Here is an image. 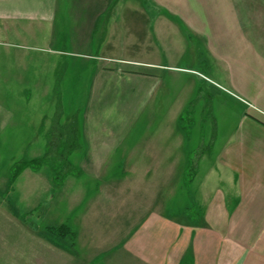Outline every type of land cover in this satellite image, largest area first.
Returning a JSON list of instances; mask_svg holds the SVG:
<instances>
[{
    "label": "rangeland",
    "instance_id": "obj_1",
    "mask_svg": "<svg viewBox=\"0 0 264 264\" xmlns=\"http://www.w3.org/2000/svg\"><path fill=\"white\" fill-rule=\"evenodd\" d=\"M233 1L245 14L264 12V0ZM234 2H227L229 9ZM223 5L222 0H118L102 18L114 22L107 48L101 49L100 33L95 40V52L114 60L96 59V67L71 49L33 46V33L23 28L14 33V19L0 17V264L43 263L33 250L49 251L52 244L34 249V236L50 238L48 227L61 226L63 217L76 228L79 210L71 212L63 201L82 204L95 196L113 210L125 206L129 214L133 208L134 220L158 210L182 220L195 210L204 163L220 157L237 112L247 104L248 112L252 108L221 50L209 49L192 30L196 15L199 23L208 20V27L220 30ZM185 10L193 12V27L173 14ZM259 25L264 27V19ZM259 36L264 40V33ZM59 107L64 127L78 124L81 148L69 160L88 175L80 181L67 175L58 201H52L48 188H60L53 172L63 164L48 162L38 173L27 168L12 184L11 178L19 161L44 156ZM96 181L100 189L93 192ZM94 234L100 236L98 230Z\"/></svg>",
    "mask_w": 264,
    "mask_h": 264
},
{
    "label": "crops",
    "instance_id": "obj_2",
    "mask_svg": "<svg viewBox=\"0 0 264 264\" xmlns=\"http://www.w3.org/2000/svg\"><path fill=\"white\" fill-rule=\"evenodd\" d=\"M117 2L0 0V17L14 19V33H21L22 28L33 33V46L64 52L71 49V53L89 57L88 62L93 61L96 67L99 66L96 59L114 60L104 52H95V40L100 33L101 49L107 48L114 22L110 16L103 22L102 18L110 14ZM222 2L225 5L219 11L220 30L208 27V20L200 24L198 15L192 16L198 24L192 30L203 37L209 49L221 50L235 86L252 108L248 112V104L244 103L247 107L237 112L234 129H230L228 136L226 132L223 134L226 137L220 157L204 163L207 168L196 184L195 210L192 208L190 214H183L182 220L159 210L148 211L134 220L133 208L129 214L125 206L113 210L109 203L96 202L95 196L82 204L63 201L73 209L71 212L79 210L81 214L76 213L75 231L70 228L75 237L68 234L61 240L53 234L50 238L34 236V249L40 243L52 244L49 251L33 250L42 257L40 264H264V40L259 36L264 33V27L259 25L264 12L248 15L233 0ZM227 2H234L235 9H229ZM173 14L186 18L188 26L191 25L189 14L193 12ZM199 16L208 18V12H201ZM247 19L251 21L248 27ZM57 34L59 38L53 44L51 38ZM63 44L66 47L61 48ZM75 166L81 174L72 176L80 181L88 172L81 164ZM96 184L98 181L93 192L100 189ZM59 186V189L48 188L50 193L54 191L52 201H58L65 187ZM63 220L64 217L62 225ZM97 230L101 237L94 234ZM97 244H101L99 252L93 250Z\"/></svg>",
    "mask_w": 264,
    "mask_h": 264
},
{
    "label": "trees",
    "instance_id": "obj_3",
    "mask_svg": "<svg viewBox=\"0 0 264 264\" xmlns=\"http://www.w3.org/2000/svg\"><path fill=\"white\" fill-rule=\"evenodd\" d=\"M60 114L61 110L59 107L56 117L53 120L55 125L53 124V127L47 130V144L44 156L19 161L12 172L11 184L25 169L31 168L32 170L38 171L46 163L53 161L64 165L61 170H54L53 172V179L56 185H62L67 175L78 176L81 174L80 169L77 170L78 168L69 160V156L81 148V144L78 140V124L73 123L72 125L64 127V125L58 121ZM192 166L193 164L191 167ZM48 230L51 234L55 235L54 237H65L67 234L71 235L73 238L75 237V232L65 224L54 228L48 227Z\"/></svg>",
    "mask_w": 264,
    "mask_h": 264
}]
</instances>
